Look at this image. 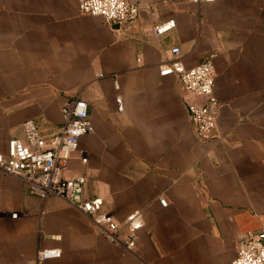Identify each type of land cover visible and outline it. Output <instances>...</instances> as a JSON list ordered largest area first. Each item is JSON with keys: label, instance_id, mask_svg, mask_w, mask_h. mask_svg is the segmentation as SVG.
Segmentation results:
<instances>
[{"label": "crops", "instance_id": "0c3cea01", "mask_svg": "<svg viewBox=\"0 0 264 264\" xmlns=\"http://www.w3.org/2000/svg\"><path fill=\"white\" fill-rule=\"evenodd\" d=\"M128 1L141 15L119 27L79 0H0V154L28 120L57 134L64 104L83 99L88 162L75 154L64 176L86 178L83 198L101 200L122 240L130 215L142 224L130 252L0 173V264H231L264 233V0ZM175 47L187 69L214 56L218 138L196 139L178 78L160 75Z\"/></svg>", "mask_w": 264, "mask_h": 264}, {"label": "built area", "instance_id": "2783aa9c", "mask_svg": "<svg viewBox=\"0 0 264 264\" xmlns=\"http://www.w3.org/2000/svg\"><path fill=\"white\" fill-rule=\"evenodd\" d=\"M194 2H211L214 0H190ZM81 13L101 16L113 24H128L139 18L141 8L128 0H79ZM175 23L155 28L161 35L172 28ZM168 61L160 66V75H174L178 78L183 100L191 122L192 130L198 141H206L216 136V112L219 107L214 95L216 70L213 55L192 69H187L180 58V49L169 50ZM118 109H123L121 98L117 99ZM63 123L57 134H42L38 124L33 120L23 123L22 138H14L8 144L6 154H0V173L20 179L32 195L42 199L58 197L70 206L90 218L97 230L111 243L118 244L128 251L136 247L141 228L140 214L130 215L126 220L129 236L122 240L121 226L108 214L100 211L101 200H85L83 191L86 185L84 176L65 178L70 161L77 153L82 163L88 158L79 149L80 138L92 131L89 107L80 98L68 100L61 109ZM216 138H218L216 136ZM162 206L167 201L161 199ZM16 218L17 214H13ZM58 250H40L39 260L58 258ZM231 264H264V233L250 234L239 245L237 258Z\"/></svg>", "mask_w": 264, "mask_h": 264}, {"label": "water", "instance_id": "95a60500", "mask_svg": "<svg viewBox=\"0 0 264 264\" xmlns=\"http://www.w3.org/2000/svg\"><path fill=\"white\" fill-rule=\"evenodd\" d=\"M140 15H141V11H140ZM140 15H139V17H140ZM137 20H138V19H137ZM137 20H135V21H133V22H130V23H128V24H124V25L116 24V26H119V27H127V26H129L130 24H133L134 22H136Z\"/></svg>", "mask_w": 264, "mask_h": 264}]
</instances>
